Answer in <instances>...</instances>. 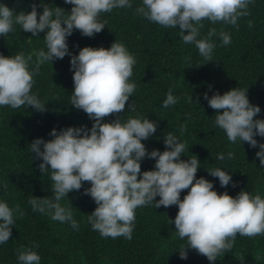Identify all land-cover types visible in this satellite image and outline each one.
<instances>
[{"label":"trees","instance_id":"1","mask_svg":"<svg viewBox=\"0 0 264 264\" xmlns=\"http://www.w3.org/2000/svg\"><path fill=\"white\" fill-rule=\"evenodd\" d=\"M0 264H264V0H0Z\"/></svg>","mask_w":264,"mask_h":264}]
</instances>
